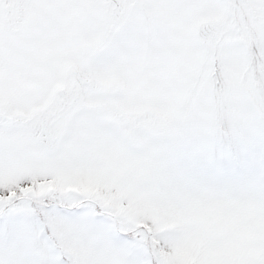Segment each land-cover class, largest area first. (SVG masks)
I'll list each match as a JSON object with an SVG mask.
<instances>
[{
	"label": "snow or ice",
	"instance_id": "obj_1",
	"mask_svg": "<svg viewBox=\"0 0 264 264\" xmlns=\"http://www.w3.org/2000/svg\"><path fill=\"white\" fill-rule=\"evenodd\" d=\"M0 264H264V0H0Z\"/></svg>",
	"mask_w": 264,
	"mask_h": 264
}]
</instances>
